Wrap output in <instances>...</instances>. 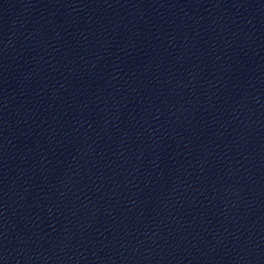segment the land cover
Listing matches in <instances>:
<instances>
[{"label": "water", "instance_id": "1", "mask_svg": "<svg viewBox=\"0 0 264 264\" xmlns=\"http://www.w3.org/2000/svg\"><path fill=\"white\" fill-rule=\"evenodd\" d=\"M0 264H264V29L0 70Z\"/></svg>", "mask_w": 264, "mask_h": 264}]
</instances>
